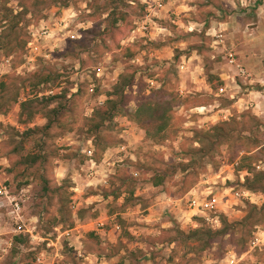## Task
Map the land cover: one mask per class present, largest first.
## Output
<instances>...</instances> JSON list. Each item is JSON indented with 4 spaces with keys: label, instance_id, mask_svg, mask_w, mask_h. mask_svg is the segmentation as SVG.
Listing matches in <instances>:
<instances>
[{
    "label": "rangeland",
    "instance_id": "374dc122",
    "mask_svg": "<svg viewBox=\"0 0 264 264\" xmlns=\"http://www.w3.org/2000/svg\"><path fill=\"white\" fill-rule=\"evenodd\" d=\"M176 3L182 9L173 14V22L163 19V11L157 19L163 30L152 28L142 35L132 30L145 16L143 0H0V31L15 26L0 39V182L23 199V215L32 230V236L21 234V242L15 241L20 234L1 214L0 264H222L228 251L243 254L239 264H264V246L248 248L254 234L264 236V218L253 214L248 219L255 210L251 205L261 206L264 197H253L262 190L247 189L246 180L252 181L255 173L264 176V107L247 103V108H231L229 96L264 94V46L252 55L258 71L248 67L245 77L235 76L225 58L227 49L237 51L236 38L245 27H256L244 26L247 21L264 22V0ZM33 32L41 38L29 60ZM255 32L264 36V25ZM71 33L77 37H67ZM128 50L134 55L127 57ZM180 54L195 55L207 87H187V74L178 67ZM120 74L134 77L124 90L130 110L140 100L169 103L171 121L163 143L147 139L139 124L121 115L113 126L92 131V116L104 109ZM219 86L225 87L222 93ZM61 92L65 98L47 100ZM261 94L254 92L252 98ZM27 99L38 104L22 110ZM215 106L229 107V114L216 112L215 121L210 120ZM230 118L236 131L213 144V152L193 151L199 144L211 145L212 133L206 138L205 130ZM243 169L247 174H241ZM155 173L166 175L160 186L150 182ZM131 188L130 202L112 198ZM200 189L220 197L238 189L248 194L246 199L229 196L218 224L191 218L192 212L179 216L163 202L166 196L182 209L188 195ZM198 229V237H190ZM208 230L213 239L203 248Z\"/></svg>",
    "mask_w": 264,
    "mask_h": 264
},
{
    "label": "trees",
    "instance_id": "16d2710c",
    "mask_svg": "<svg viewBox=\"0 0 264 264\" xmlns=\"http://www.w3.org/2000/svg\"><path fill=\"white\" fill-rule=\"evenodd\" d=\"M111 2H116V1H122V0H110ZM262 2L257 1L256 4L261 5ZM7 18H3L2 21L6 22ZM14 25L11 26H5L1 31H0V39L5 38L6 34V28L9 30L14 28ZM127 57H131L133 52H130L128 50L127 52ZM133 75L132 76H125L124 74H120L119 79L114 87V91L112 94H109L108 99L105 102L104 109L100 108L99 110H96L95 114L92 116V119L96 115V122L91 124V129L95 134H98L103 128L105 127H111L113 126L114 123V118L118 115L126 117L128 120L135 122L141 126V128L144 131V136L153 141L156 144H161L167 139V129L170 125L171 121V115H170V105H168V102H160L156 101L154 99H147V100H140L136 103V106L133 109L127 108L126 105V99L124 95V90L131 86L133 83ZM65 98V94L61 92V94H54L51 96H47V100H56V99H63ZM37 99H27L23 102H21L20 106L22 107V110L24 109V106L26 105H31L32 108H34V104H38ZM36 102V103H35ZM59 106L64 107L61 105V102H57ZM54 111V110H53ZM56 111V110H55ZM33 115V112L30 113V116ZM93 120H91L92 122ZM236 124V121L234 118H230L229 120H224V121H219L215 123L212 128L211 132L209 130H205L203 132V135L207 138L209 137L208 134L211 135V142L210 146H207L206 148H202L201 145L199 144V141L196 140V142L199 144V147H197L195 150L196 153H203L204 156L209 155L211 152H213L215 146L217 144V141L220 142L222 141L221 139L229 137L234 130L233 125ZM50 127V122L47 124L46 128ZM31 132V130H29ZM200 132V131H199ZM201 133V132H200ZM203 136V137H204ZM204 137V138H205ZM216 143V144H215ZM214 144V145H213ZM191 150V151H192ZM40 156V153L38 154ZM35 158H33L32 161H34ZM258 175L263 176L261 173H255L254 174V179L251 181L249 178H246L247 180V189H253V190H262L264 191V185H261L262 178L259 177ZM166 175L165 173H155L151 178L150 182L153 186H160ZM264 177V176H263ZM50 191V188L45 189L44 196ZM124 193V201L130 202L134 196H133V188L128 190V194L126 195L125 192L122 191H117L114 192L113 198L116 199L120 195ZM125 202L124 204H126ZM253 209H255L253 212L249 214V217H254L253 214L258 215L260 218H264V202L261 204V206L257 207L256 205L252 204L251 205ZM257 209V210H256ZM252 210V209H251ZM219 215V214H218ZM201 219V218H199ZM203 221V219H201ZM246 220V217H245ZM249 221V220H247ZM178 233L183 234L181 231H178ZM198 233H200V229L194 230L191 232L190 237H198ZM207 233V239L201 240L203 241L202 247H206L210 244L211 240L213 239L212 235L210 234L209 230L206 232ZM221 233V232H219ZM214 235V234H213ZM22 235L20 234L19 236H15L14 239L17 242H21ZM194 237V238H195ZM194 238H191L192 240ZM31 264V263H29Z\"/></svg>",
    "mask_w": 264,
    "mask_h": 264
},
{
    "label": "built area",
    "instance_id": "2783aa9c",
    "mask_svg": "<svg viewBox=\"0 0 264 264\" xmlns=\"http://www.w3.org/2000/svg\"><path fill=\"white\" fill-rule=\"evenodd\" d=\"M168 0H143L144 8H145V16L140 23H137L135 28H133L132 33L140 32V34L145 35L147 32L150 34L151 29L153 28L154 21L158 16V11H160L165 3ZM71 18V17H70ZM69 18V19H70ZM71 32V31H68ZM67 33V32H66ZM45 34V31L42 32ZM32 38L28 41L27 46L29 48V60L32 58L31 56L35 55L38 51L39 47V33H32ZM219 36V35H218ZM67 37L70 39H75L77 37L75 34H67ZM225 58L227 60L228 65L235 72V76L245 77L249 75L247 68L239 61L237 53L233 49H227L225 52ZM182 66L179 68L181 69ZM96 74L99 75L102 73V67L100 65L95 68ZM262 72L264 73V64L262 68ZM94 87L92 84L88 86V91L93 92ZM225 90L224 86H219L217 91L222 93ZM51 92V91H50ZM227 115V114H226ZM226 115L224 117H226ZM123 150L124 147H121ZM92 149L87 150V154L91 155ZM237 165V163H235ZM231 191V190H230ZM248 192L243 189H238L232 191L231 194L219 196L213 193L210 189L200 190L189 194L186 200V209L190 212L191 218L197 216L203 219L204 222L207 223H217L218 224V214L221 211V205L226 207L229 203V196L235 198H245ZM0 211L1 214L8 218L11 222L12 231L15 234H29L32 236V230L29 226L26 225V219L24 218V207H23V199L21 197L16 196L12 193V190L5 182H0ZM69 232H66L68 235ZM264 246V236L261 234H254L249 242L248 248L252 250L254 248H262ZM243 255V254H242ZM242 255L237 254L234 251H228L225 253V256L222 260V264H239L242 262ZM40 264L42 262L39 260Z\"/></svg>",
    "mask_w": 264,
    "mask_h": 264
},
{
    "label": "crops",
    "instance_id": "0c3cea01",
    "mask_svg": "<svg viewBox=\"0 0 264 264\" xmlns=\"http://www.w3.org/2000/svg\"><path fill=\"white\" fill-rule=\"evenodd\" d=\"M177 2H178V0H177ZM181 7H182V5L176 3V0H168V2L165 3L164 7L160 11L157 12L158 13V16L155 19H153V21H154L153 28L154 29H158L159 31L163 30V27L160 26V25H158V21H157V19H160L159 13H161V12L164 11V13L162 15L163 19H165V20L168 19V21L170 20L171 22H173L171 20V18L173 17V14H175L177 16L178 13L176 11H181V9H182ZM261 8L262 7L260 5L259 9H261ZM256 14L258 15V17L260 16L259 12H257ZM186 15H189V14H186ZM175 20L176 21H179V20H177V17H175ZM189 23H194V22L193 21H190ZM223 24H225V23H223ZM247 24L248 25L255 24L256 27H254V28L253 27L252 28H248L249 26H246ZM263 25H264V22H263V20L261 18H256V20L255 21H252V22H248L247 21L245 23V25H244V26H246L245 27L246 28V32H244L243 34L237 36V38H236L238 40L237 47H236V50H237L236 53L238 54V58L245 65V67L247 68V70L249 69L248 67H250L252 72L253 71H256L257 72L258 69H259L258 63L257 62L255 63V56L253 57L252 55H254V54H260V51H261L260 45H263L264 46V36H262L260 33H256L255 30H258ZM247 31H254V32H251L252 33V37L251 38H250V36L247 35ZM241 43H243V46H242ZM141 53H144V52L141 51ZM141 53H138L136 56L137 57L141 56ZM157 54L155 53V55H157ZM157 56H158V58L159 57L161 58V53L159 55H157ZM179 56H181V54ZM179 56H176L175 59H177ZM257 57L258 56H256V58ZM181 58L183 59V61L178 65V67L180 68L182 66V68L180 69V71H181L180 73H182V75H184L185 73L187 74V75H185V77H183V81L186 82L187 85H188L187 87L188 88H202V87H205V86L207 87V81L206 80L205 81L204 80L202 81V78H200L199 75H198V73H199L198 70L200 69V67L198 68V63L195 62V60H193L194 58H196L195 55L188 54V55H185L184 57L181 56ZM253 67H258V68L256 70H254ZM202 70L203 69L201 67V75H202ZM221 79L222 80H225L227 78H221ZM231 80L233 81V77H232ZM182 83L183 82H181V85H180L179 89H181L183 87V84ZM180 91L182 92L183 90H180ZM248 92H249L248 94H245V93H241L240 95L238 94V95H236V98H233V96L231 94H229V96L232 97V99H233L231 101V103H230L231 106L230 105L229 106L231 108L234 107V106H237V107H240V108H247L246 104L249 103L251 107H253V106H255V107H258V106L259 107H264V94H261L259 91H254L256 93L261 94L263 97H261V98H252V97H254L253 96L254 95V92H251V91H248ZM247 97H248V99H247ZM213 102H214V100H213ZM212 105L213 104H211L209 102V104H207V107H211ZM216 107L217 106H215V108ZM253 111H256V110L253 109ZM216 112H218V113L219 112H223V113H225V115L226 114H229V107L227 108V107H222V106L220 107V106H218L216 108V110L214 111V114H211L209 116V119L210 120L215 121V119H216V117H215L216 116ZM255 113H256V115L258 117H262L261 116L262 114H260L261 112H255ZM83 151L85 153L86 149L83 150ZM235 163H237V165H238V162L236 161V162H234L232 164V166H234ZM240 172H241V174L242 173L247 174V172H246L245 169L241 170ZM200 190H203V189H200ZM200 190H197V191H200ZM263 192L264 191H262V193L260 192V194H258V195L256 194L253 197H257V198L262 197L263 198L264 197V193ZM253 194H255V193H253ZM110 195L111 194H108L107 196H110ZM112 196H113V194H112ZM121 196H122V201H123V199H124V193H122V195H120L119 197H121ZM133 196H134V194H133ZM119 197H118V199H119ZM249 199H250L249 201H251L252 203H256V202L253 201V198L252 197L249 198ZM169 200L170 199L168 197L163 196V202H164L165 206L169 210H172L174 213L177 212L179 216L181 214L183 216L184 215L185 216H188V214L190 213V211H188L186 209V207H184V208L181 209L180 206H179V204L176 201H173L174 202L173 203V202H169ZM183 212H184V214H183ZM178 215H175V217L177 218ZM0 216H1V211H0Z\"/></svg>",
    "mask_w": 264,
    "mask_h": 264
}]
</instances>
